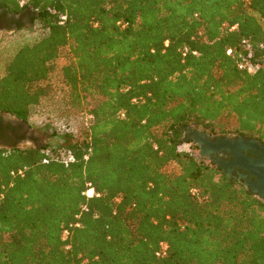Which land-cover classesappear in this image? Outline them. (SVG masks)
Masks as SVG:
<instances>
[{"label": "trees", "instance_id": "obj_1", "mask_svg": "<svg viewBox=\"0 0 264 264\" xmlns=\"http://www.w3.org/2000/svg\"><path fill=\"white\" fill-rule=\"evenodd\" d=\"M0 11L43 30L0 75L1 110L27 122L67 50L55 143L0 149V264H264V197L181 149L187 128L264 142V0Z\"/></svg>", "mask_w": 264, "mask_h": 264}, {"label": "flooded vegetation", "instance_id": "obj_2", "mask_svg": "<svg viewBox=\"0 0 264 264\" xmlns=\"http://www.w3.org/2000/svg\"><path fill=\"white\" fill-rule=\"evenodd\" d=\"M18 20H24L20 15L16 14H3L0 11V37L5 32L13 31ZM196 128H187L184 135L190 139L191 135L195 132ZM203 135L209 142L220 140V149L207 150V154L201 153V147L210 149L206 142L201 143V147L194 142L200 153L208 162H214L222 172H225L229 177L235 178L244 187L251 189V182H259L260 177L253 174L246 166L240 163V155L253 163H258L264 155V142L252 138L244 137L237 133H212L208 129H202ZM40 143L38 130L31 127L28 122L24 121L19 116L5 112L0 109V149L1 148H26L34 147ZM264 184V180H263ZM257 194V193H256ZM264 197V196H263Z\"/></svg>", "mask_w": 264, "mask_h": 264}, {"label": "rangeland", "instance_id": "obj_3", "mask_svg": "<svg viewBox=\"0 0 264 264\" xmlns=\"http://www.w3.org/2000/svg\"><path fill=\"white\" fill-rule=\"evenodd\" d=\"M42 34L43 30L38 24L28 26L26 29L18 32H5L0 37V75L4 73V68L8 60L19 47L34 42ZM66 57L67 50L62 48L59 58L54 62L53 71L46 82L49 84L48 93L40 99L37 105L31 108L29 115H27V122L31 127L38 130L40 142L42 143H55L56 140L55 137L50 136L51 127L49 126V119L51 117L67 115L65 89L61 80V67ZM186 141L188 142H184L181 145V149L190 151L195 156L200 157L199 150L194 145V142H190L188 136H186Z\"/></svg>", "mask_w": 264, "mask_h": 264}, {"label": "water", "instance_id": "obj_4", "mask_svg": "<svg viewBox=\"0 0 264 264\" xmlns=\"http://www.w3.org/2000/svg\"><path fill=\"white\" fill-rule=\"evenodd\" d=\"M261 62L264 63V59L261 60ZM194 139V142H196L200 147L202 142H206V144L209 146L210 149H207L205 147H201V153L207 154L210 150H217L220 149V140H217L215 142H209L204 138L203 131L199 128L196 129V131L191 135L190 139ZM209 150V151H207ZM264 153V150H263ZM240 163L246 168H248L253 174L260 177L259 182H251L250 187L251 191L254 193H257L259 196H264V155L261 157V160L258 163H253L250 160L246 159L243 155H240Z\"/></svg>", "mask_w": 264, "mask_h": 264}, {"label": "built area", "instance_id": "obj_5", "mask_svg": "<svg viewBox=\"0 0 264 264\" xmlns=\"http://www.w3.org/2000/svg\"><path fill=\"white\" fill-rule=\"evenodd\" d=\"M233 28H234V27H233ZM229 52H230V51L228 50V53H229ZM245 66H246V63H241V64L239 65L240 68H243V67H245ZM248 69L250 70L251 67H248ZM72 160H73L72 157L69 156V157H67V158L65 159V163L67 164L68 162H70V161H72ZM44 161L46 162V160H44ZM19 172L21 173V171H19ZM196 192H197L196 189H191V193H192L193 195H196ZM85 194H86L88 197H91V196H93V195L98 196V194L94 193V191H93L92 188L87 189V191L85 192ZM64 234H67V231H65ZM167 248H168L167 243H165V242H161V243H160V248H159L158 251L156 252V255H157L158 257L164 256V255L166 254V250H167Z\"/></svg>", "mask_w": 264, "mask_h": 264}]
</instances>
